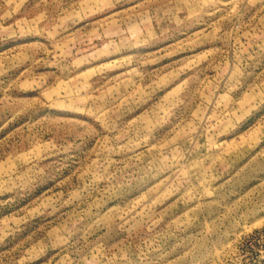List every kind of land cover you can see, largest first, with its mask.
Listing matches in <instances>:
<instances>
[{
    "label": "rangeland",
    "instance_id": "374dc122",
    "mask_svg": "<svg viewBox=\"0 0 264 264\" xmlns=\"http://www.w3.org/2000/svg\"><path fill=\"white\" fill-rule=\"evenodd\" d=\"M0 264H264V0H0Z\"/></svg>",
    "mask_w": 264,
    "mask_h": 264
}]
</instances>
